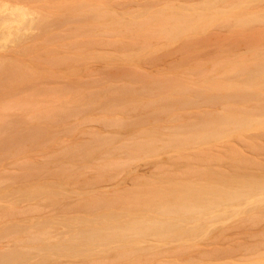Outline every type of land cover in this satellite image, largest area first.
Instances as JSON below:
<instances>
[{"label":"rangeland","instance_id":"rangeland-1","mask_svg":"<svg viewBox=\"0 0 264 264\" xmlns=\"http://www.w3.org/2000/svg\"><path fill=\"white\" fill-rule=\"evenodd\" d=\"M223 1L0 0L35 13L20 39L0 40V54L12 55L0 62V215L22 209L25 215L7 219L78 215L90 224L93 212L83 205L92 199L101 207L96 214H121L128 200L150 196L155 185L184 189L186 181L201 180L230 188L247 177L264 180L260 154L203 157L195 153L211 143L183 140L208 127L210 113L264 109V79L254 75L264 65V27L226 26L248 10L246 3L237 7L240 0ZM169 14L195 27L175 38L167 28L161 35L159 21ZM249 80L254 88L225 100L224 87ZM175 132L182 138L170 139ZM152 147L154 153H142ZM40 183L54 184L57 197L35 196ZM220 216L204 221L205 232L181 252L153 257L140 244L120 263L237 264L254 249L264 255L263 237H214L235 220ZM15 228L3 224L0 237H16ZM212 247L217 256L202 255Z\"/></svg>","mask_w":264,"mask_h":264},{"label":"bare ground","instance_id":"bare-ground-1","mask_svg":"<svg viewBox=\"0 0 264 264\" xmlns=\"http://www.w3.org/2000/svg\"><path fill=\"white\" fill-rule=\"evenodd\" d=\"M214 1L225 4L223 0H208L206 4H211ZM244 3L247 4L245 8L248 11L237 14L224 24L227 26L228 23L237 27L252 25L264 27V7H257L264 4V0H240L237 7ZM219 10L221 11V9ZM33 14L35 13L23 6L1 5L0 40L20 39L21 32L26 31L30 26ZM166 17H169L168 20L159 21L161 23V35H164L167 28L169 29L168 36L175 38L195 27L194 24H190L189 21L181 17L178 19L174 14L166 15ZM11 57L12 55L0 54V62L5 63ZM254 75L264 79V65L255 68ZM249 82L246 86L251 85L254 81L251 83L249 80ZM246 86L224 87L228 92L224 97L225 100L235 99L239 94L238 90L242 88L255 87ZM241 109L238 111L231 108L230 111H225L223 115L210 113L212 117H208L210 120L208 127L200 128L193 136H183L175 132L170 134L169 138L178 139L183 136V140L192 141L191 143L197 142L199 145L211 143L205 148L201 147L195 153L201 154L203 157L222 154L236 157L243 156L242 154L246 152L251 153V155L260 154L264 156V109L257 107H242ZM151 140L153 143L156 139ZM132 147L134 150L135 146ZM154 148L146 149L142 153L150 155L155 152ZM173 148L179 149L180 147L174 146ZM73 150L71 148L67 152H73ZM251 160L249 163L258 164L253 162L252 158ZM112 164L122 165L124 163ZM149 171L150 169L146 172L149 173ZM157 183L159 184V182ZM177 187L178 185H175L174 182L173 185H168L163 190L161 189L163 187L155 185L150 196L128 200L126 211L123 210L121 214H118L117 211V214L110 213L111 211L107 208H105L106 212L96 214V208L101 207L94 202L97 199H92L94 201L83 205L89 209L87 212H93V222L90 224L78 215H76V219L58 215L51 219H34L30 223L28 221L11 223L7 219L9 215L16 219L25 215L26 210L19 209L17 211L15 209L10 214L2 213L0 215V219H2L0 220V230L3 228V224L16 226L13 230L16 237H0V264H121L123 257L132 256L134 249L138 251L137 246L140 244L144 245L141 247L142 250L149 251L153 257L165 256L163 254L181 252L182 248L179 246L187 247L190 241L197 238L193 237L194 235L205 232L203 230L207 224H204V221L209 222L211 218L213 220L220 219L222 217L220 215H229L235 220L226 228L219 230L214 237L243 235L244 237H263L262 240L264 241L263 179L247 177L241 182L231 184L230 188H226L224 183L201 180L186 181L184 189ZM37 189L39 191L35 192V196L46 194L45 196L51 199L57 197L52 183L48 185L40 183ZM248 199L253 201L246 204L248 208L236 207L240 201ZM45 203H47L46 208L55 211L56 205ZM77 207L78 204L64 209ZM215 213L219 214L216 215ZM41 215H45L43 210ZM59 218L63 221H56ZM256 226L260 229L252 234L245 232ZM252 251L251 258L237 264H264V255L256 249ZM219 253L220 251L216 247H212L209 250H204L202 255L205 257L217 256ZM253 255L259 258L256 257L258 259L255 260ZM158 263L169 264L165 261H158L156 264Z\"/></svg>","mask_w":264,"mask_h":264}]
</instances>
